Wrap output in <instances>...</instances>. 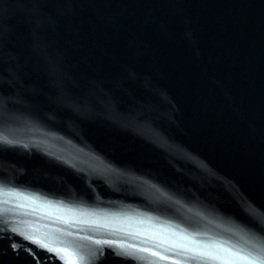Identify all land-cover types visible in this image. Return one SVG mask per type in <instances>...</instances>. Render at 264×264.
Masks as SVG:
<instances>
[{
    "label": "water",
    "instance_id": "water-1",
    "mask_svg": "<svg viewBox=\"0 0 264 264\" xmlns=\"http://www.w3.org/2000/svg\"><path fill=\"white\" fill-rule=\"evenodd\" d=\"M264 261V0H0V264Z\"/></svg>",
    "mask_w": 264,
    "mask_h": 264
},
{
    "label": "snow or ice",
    "instance_id": "snow-or-ice-1",
    "mask_svg": "<svg viewBox=\"0 0 264 264\" xmlns=\"http://www.w3.org/2000/svg\"><path fill=\"white\" fill-rule=\"evenodd\" d=\"M260 264H264V261H261Z\"/></svg>",
    "mask_w": 264,
    "mask_h": 264
}]
</instances>
